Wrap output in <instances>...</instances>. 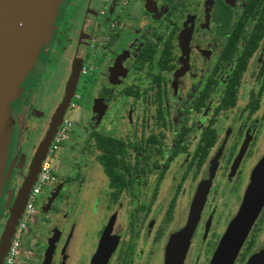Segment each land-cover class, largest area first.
I'll return each instance as SVG.
<instances>
[{
	"label": "flooded vegetation",
	"instance_id": "af4514ba",
	"mask_svg": "<svg viewBox=\"0 0 264 264\" xmlns=\"http://www.w3.org/2000/svg\"><path fill=\"white\" fill-rule=\"evenodd\" d=\"M107 1L100 0L93 12L86 0L78 9L83 15L81 25L66 28L71 44L64 53H57L66 65L59 75L54 71L46 88L41 71L49 60L50 41L61 27L59 21L71 7L70 0H62L58 6L52 37L37 58L39 69L30 71L12 102L4 179L10 168H17L5 190V211L32 163L27 165L30 153L24 155L22 148L38 149L42 142L39 136L51 122L75 65L79 83L68 108H76L75 101L82 98L79 84L92 80L80 111L83 117L71 121L70 128L73 133L84 123L86 149L95 152V161L84 166V185L88 179L93 183V175L99 171L96 188L109 192L101 198L105 211L112 203H119L125 193L133 204L127 226L120 227L117 212L111 211L99 231V237L107 235V245H113L107 264H138L142 254L135 247L138 238L158 242L160 248L150 264H165L168 242L184 228L196 190L206 182L208 190L182 264H200L192 263L189 256L199 232L208 253L201 264H210L238 213L253 169L264 156V0H135L132 9L129 0H112L110 5ZM90 13L106 17L102 37L96 31L100 22L93 24ZM121 34L124 46L114 53V37ZM96 78H100L98 82L93 80ZM115 101L119 102L122 122L118 136L113 135L117 128L106 121ZM95 135L121 145V151L115 153L116 164L108 172L101 163L105 153L97 147ZM184 155L188 156L185 167ZM17 156L21 157L19 163ZM191 170L192 177H200L190 201L184 204V182ZM55 176V187H63L64 182ZM62 187L50 203L51 195H47L36 212L51 211ZM263 222L264 206L233 264H246L264 248V236L257 241L264 235ZM75 225L71 222L65 232L63 254L57 256L55 264H68ZM123 229L128 235L125 243ZM87 231L86 226L82 239L89 235Z\"/></svg>",
	"mask_w": 264,
	"mask_h": 264
},
{
	"label": "rangeland",
	"instance_id": "374dc122",
	"mask_svg": "<svg viewBox=\"0 0 264 264\" xmlns=\"http://www.w3.org/2000/svg\"><path fill=\"white\" fill-rule=\"evenodd\" d=\"M99 1L100 0H86L92 12L94 9H97L99 5ZM84 2L85 0H70L71 7L64 16V18H62L61 21H59V25H61V27L57 28V31L55 32L52 41H50L51 49H50L49 60L44 65V68L41 71V76L45 78V80L47 81L46 88L51 83L52 81L51 79H53L54 71L55 73L58 72L59 75V73L62 72L61 68L64 65H66V61L64 62L59 61V59L57 58V53L58 52L64 53L71 44L72 36L66 32V28L68 27L71 28L73 26L77 27L81 25L83 15L81 12H78V9L83 8ZM134 2L135 0H129V3L131 4L130 5L131 9L134 8ZM110 3H112V0L107 1L108 5H110ZM105 19H106L105 16H101L98 13H96L95 15L93 13H90V20L93 24H95L98 20L100 22V26L96 30L98 31L99 37L103 36V23H105ZM53 25H54V20H53ZM123 37H124L123 34L116 35L114 37V41H113L114 53L118 52L122 48V46H124ZM48 41L42 44L40 50L42 49V47H44V45L48 43ZM40 50L34 60L31 69L28 71L23 82L20 85L18 95L22 89V85L24 81L26 80V78L29 77L30 71L36 73L35 71L39 69V66L37 65L38 63L37 58L39 56ZM97 58L100 60V56H97ZM101 59L104 61L103 56L101 57ZM99 79L100 78H96L93 80L98 82ZM81 81L82 78H80V82ZM101 82L103 84H106V81L104 79H102ZM78 83L79 80L76 81V84ZM91 85H92V80L90 82L88 81L83 86L82 84H79L77 90L81 91V93L79 94L82 96V98L80 100L75 101L77 106L76 108L74 109L68 108L65 114V116L70 121H76L78 120V118L81 119L83 117V113L80 111L83 103L86 101V96L88 95V92H90ZM118 106H119L118 101L113 102V104L111 105L112 108L107 113V118H106V121L109 125L117 128V132L113 133V135H117V136L121 134L119 127L122 124L120 120L121 113L118 109ZM137 110H139L138 107L136 108V111ZM10 116H11V107H10ZM83 124L84 123L81 124L79 123L76 129L75 130L73 129V133H70L71 139L69 138L68 140H65L62 143L60 149L58 150L57 156L51 160L52 166L56 171L55 174L58 176L61 182H64L62 183L63 192L58 197H56L55 199L56 201H54V204L52 206L53 208H51V211H46V213L37 211L27 223L28 226L23 230L24 246L23 249L20 251L18 257V264H40L44 259L45 252L48 247V246L46 247L47 242L53 243L52 244L53 250L48 264H55L54 261L57 258V256L63 254V251L61 249L63 236L67 231V229L69 228L71 222L72 223L75 222L76 225H75L74 234H73L74 236L72 239V244L69 252L70 256L68 259V264H88L90 256L97 248L99 241L101 239V236L99 237V231L103 226V224L106 222L111 211L117 212V216H118L117 224H119L120 227L127 226L129 219L128 215L133 210L132 208L133 204L128 202L129 199L128 193H125V195L123 194L120 199L122 203L121 208L119 206L120 205V201H119V203L117 204L112 203L111 207H109V210L105 211L103 208V204L101 202V198L102 195L104 197V194H108L109 192L106 191L99 192L97 190L98 188H96L97 185H99V181L101 178L99 171L95 172V174L93 175L95 181H93L92 176H90L93 183H91L90 179H88L89 183L86 186L84 185V179H85L84 166L86 165V163H89V161L91 160H93V162L95 161L94 159L95 152L92 149L91 150L86 149V134H85L86 131ZM49 126L50 123L48 126L46 125V131L44 132V134L42 136H39L40 139L42 138L41 141L45 137V134L49 129ZM36 137L38 139V136ZM10 141H11V133L9 135V140L4 155L2 178H4V168L6 166L7 152H8L7 150ZM38 142L39 140L35 143V147L37 146ZM191 146L192 145L190 144V147ZM31 148L32 147L28 149V147L26 146L22 148L24 155L28 156V154L30 153L27 159V165L29 164V162H32L37 151V150L34 151ZM20 158H21L20 156L16 157L17 163H19ZM187 162H188V156L184 155V167L187 164ZM16 168L17 165L15 167L13 166L12 168H10V170H8L7 174L5 175V179H3L2 180L3 182L1 183L2 186L0 189V213H1L0 218L2 220H0V236L4 230V226H2L3 225L2 222L3 221L4 223L7 222L14 203L12 201V203L9 205L7 202L6 211H5V190L8 187V183L12 178V175L15 173ZM199 177L200 175L197 178L192 177V170L188 172L186 181L184 182V184H186V187L184 188V204L187 203V200L190 201L196 180ZM54 189H55L54 183H49L48 185H46L41 190V193L38 196L37 206L42 205L43 200L46 199L47 195H51ZM8 196L11 198L12 194L10 195L9 193ZM80 202L82 206L84 205L82 209H79ZM156 202H158V200ZM7 205H9L8 210H7ZM92 206L95 208V210L93 211L91 210ZM187 208L188 206L184 208V219H185V210ZM4 211L5 213L3 214ZM37 225L40 226L37 227ZM84 225L87 226V230H88L87 233L89 235H86V237L82 239L80 238L82 237V234L81 235L79 234L83 229L84 230L82 231V233L85 231ZM125 231L126 229H123L122 231V235L124 237V243L128 238V235L125 234ZM254 236H258V235H253V237ZM259 236L260 237L257 239V241H260L264 235H259ZM113 239L114 237L111 238V240ZM135 247L136 249L140 248L142 250V254L138 264H150L155 259L154 258L155 254L158 253L157 250L160 248L158 242H155V240H153L152 238H148L144 241L138 238L137 241H135ZM206 247H207L206 242L202 240V237L199 232V234L196 235L194 239L189 255L192 263L194 262H199L200 264L202 263V260L206 257V254H208L207 252H205ZM144 259L145 261L143 263Z\"/></svg>",
	"mask_w": 264,
	"mask_h": 264
},
{
	"label": "water",
	"instance_id": "95a60500",
	"mask_svg": "<svg viewBox=\"0 0 264 264\" xmlns=\"http://www.w3.org/2000/svg\"><path fill=\"white\" fill-rule=\"evenodd\" d=\"M61 0H0V189L3 160L12 128L10 107L17 97L20 85L31 69L34 60L44 42L54 32L53 20ZM74 68L66 83L65 93L57 106L49 129L39 145L28 174L20 186L4 230L0 236V264L7 252L10 240L23 213L25 203L40 170L57 127L61 124L73 95L77 72ZM209 183L198 187L190 206V213L184 228L173 235L167 245L165 264H182L191 233L204 203ZM62 185L55 187L48 199L49 203L57 195ZM264 206V156L252 171L249 184L244 192L238 213L230 222L221 238L210 264H233L238 250L257 215ZM53 242V241H52ZM53 243H49L43 261L48 264ZM113 245H107V235H102L98 247L91 257L90 264H107ZM62 262H58L61 264ZM246 264H264V248L250 256Z\"/></svg>",
	"mask_w": 264,
	"mask_h": 264
},
{
	"label": "built area",
	"instance_id": "2783aa9c",
	"mask_svg": "<svg viewBox=\"0 0 264 264\" xmlns=\"http://www.w3.org/2000/svg\"><path fill=\"white\" fill-rule=\"evenodd\" d=\"M70 128L71 121L65 116L61 124L58 126L57 132L52 140L49 154L47 155L46 159H44L39 173L37 174L36 180L28 195L23 213L10 240L9 247L3 258L2 264H18V257L20 251L22 250L23 230L27 226V223L31 217L36 213L38 196L40 195L41 190L49 183L55 184L56 182V176L54 174L51 160L57 156L58 150L60 149L62 143L69 139Z\"/></svg>",
	"mask_w": 264,
	"mask_h": 264
},
{
	"label": "trees",
	"instance_id": "16d2710c",
	"mask_svg": "<svg viewBox=\"0 0 264 264\" xmlns=\"http://www.w3.org/2000/svg\"><path fill=\"white\" fill-rule=\"evenodd\" d=\"M95 137L97 140V147L100 148V150H103V152L105 153L104 156L100 158V160L104 165V170L108 172L111 167L115 166L116 164L115 153L121 151V149L119 148L121 147V145H119L116 140H105L98 135H95Z\"/></svg>",
	"mask_w": 264,
	"mask_h": 264
},
{
	"label": "bare ground",
	"instance_id": "6f19581e",
	"mask_svg": "<svg viewBox=\"0 0 264 264\" xmlns=\"http://www.w3.org/2000/svg\"><path fill=\"white\" fill-rule=\"evenodd\" d=\"M80 205H81V208H80V209H82L84 205L82 206V204H81V203H80ZM84 226H85V225H84ZM85 228H86V226H85ZM83 230H84V229H83ZM83 230H82V231H83ZM82 231L80 232V234H79V235H81V234L83 235V234H84V232L82 233ZM80 238H81V237H80Z\"/></svg>",
	"mask_w": 264,
	"mask_h": 264
},
{
	"label": "crops",
	"instance_id": "0c3cea01",
	"mask_svg": "<svg viewBox=\"0 0 264 264\" xmlns=\"http://www.w3.org/2000/svg\"><path fill=\"white\" fill-rule=\"evenodd\" d=\"M58 10V9H57ZM53 167V166H52ZM53 170H54V167H53ZM55 171V170H54Z\"/></svg>",
	"mask_w": 264,
	"mask_h": 264
}]
</instances>
